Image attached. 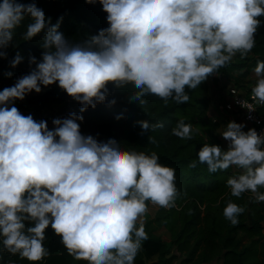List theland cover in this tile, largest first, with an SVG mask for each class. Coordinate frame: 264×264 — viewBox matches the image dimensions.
<instances>
[{
    "label": "clouds",
    "instance_id": "obj_1",
    "mask_svg": "<svg viewBox=\"0 0 264 264\" xmlns=\"http://www.w3.org/2000/svg\"><path fill=\"white\" fill-rule=\"evenodd\" d=\"M85 2L99 3L109 26L72 43L36 0H0V59H7L15 31L26 19L31 22L24 41L43 33L41 59L29 54L28 64L35 67L0 91V237L8 253L38 262L49 255L43 242L50 225L76 260L134 264L148 239L144 224L136 227L148 211L146 202L164 209L176 206L180 192L175 169L161 165L155 152H129L115 139L98 142L82 135V115L53 119L50 130L47 121L21 114L15 101L58 83L81 104V113L106 100L109 84L116 89L131 84L137 90L132 100L141 104L147 95L165 104L169 98L188 103L186 86L196 89L237 53L243 59L254 48L264 0ZM23 61L18 52L10 66ZM254 73L253 99L264 104V61L257 62ZM139 123L144 130L163 126ZM244 127L228 122L221 133L227 150L205 143L198 160L213 173L239 169L240 174L226 181L231 196L250 191L255 202H264L258 191L264 187V134L254 128L245 132ZM171 134L191 140L194 129L181 119ZM149 143L157 141L149 136ZM189 167H196V161ZM244 211L229 200L223 216L235 226Z\"/></svg>",
    "mask_w": 264,
    "mask_h": 264
},
{
    "label": "trees",
    "instance_id": "obj_2",
    "mask_svg": "<svg viewBox=\"0 0 264 264\" xmlns=\"http://www.w3.org/2000/svg\"><path fill=\"white\" fill-rule=\"evenodd\" d=\"M36 3L46 17H51L53 25L60 22L58 31L72 43L82 42L109 26L107 13L99 3L91 5L85 0H36ZM258 19L261 24L255 33V46L251 52L243 59L237 53L229 65L220 68L196 89L186 86L185 92L190 97L188 103L176 104L169 98L165 104L160 98L147 95L141 98L144 100L141 104L139 100H132L137 90L131 84L122 89L109 84L106 100L83 113L80 112L81 104L59 88L58 83L41 86L43 93L24 99L34 107L35 112L31 115L36 121H48L53 117L38 111L47 105L66 101L59 115L64 118L70 113L82 115L83 121H78L82 135H91L98 142L115 139L122 150L129 152L148 155L155 152L161 165L175 169V183L180 192L176 206L164 209L146 202L147 212L151 215L146 213V220H138L136 227L139 228L142 222L148 239L142 242L134 264H264V202H255L250 192L243 193L240 198L231 196L226 181L230 176L240 174L239 169L232 167L213 173L198 160V152L205 143L227 150L219 136L220 123L209 115L212 88L217 86L221 95L229 84L247 91L256 85L257 80H251V75L257 62L264 61V16ZM30 22L26 19L15 31L14 47L7 49V59H0V82L27 75L35 67L28 64L29 54L38 61L41 59L43 33L29 41L23 39ZM18 52L24 61L12 68L10 61ZM112 99L116 100L114 105L109 104ZM260 114L264 117V106ZM118 116L120 119H117ZM181 119L193 126V139L182 140L171 134L172 128ZM140 121L163 126L144 130ZM149 136L154 137L157 143H149ZM193 161H196V167H189ZM259 192L264 193V187ZM229 200L245 208L235 226L223 216V209ZM147 216H152V219H147ZM154 224L171 233V247L154 233ZM27 226L32 225L26 222ZM45 236L43 246L49 255L38 262L8 253L3 247V237H0V264H88V261L76 260L68 254L61 237L54 233L50 225L45 230Z\"/></svg>",
    "mask_w": 264,
    "mask_h": 264
},
{
    "label": "built area",
    "instance_id": "obj_3",
    "mask_svg": "<svg viewBox=\"0 0 264 264\" xmlns=\"http://www.w3.org/2000/svg\"><path fill=\"white\" fill-rule=\"evenodd\" d=\"M263 106L253 99L252 90L247 91L235 84H229L226 93L222 95V111L241 113L248 129L254 128L258 134H264V117L260 114Z\"/></svg>",
    "mask_w": 264,
    "mask_h": 264
},
{
    "label": "rangeland",
    "instance_id": "obj_4",
    "mask_svg": "<svg viewBox=\"0 0 264 264\" xmlns=\"http://www.w3.org/2000/svg\"><path fill=\"white\" fill-rule=\"evenodd\" d=\"M251 77L256 78L254 80V82L257 80V77L255 76L254 71L252 72ZM18 79V78H17ZM17 79H4L2 82H0V91H2L5 87L8 86H13L15 84V82L17 81ZM223 82V81H222ZM217 86H214L211 90V104L215 105L216 102L218 100H221V97L219 96V92L217 90ZM44 90H42L40 93H36L35 91L31 92L30 94H28L25 98L28 97H32V96H36L38 94L43 93ZM226 90H224L223 92H221V95L225 94ZM67 102H61L60 104H51V105H47L45 108H43L42 110L38 111L41 114H51L53 117L47 121L48 124V128L50 129L51 127H54V125L52 124L53 119L56 118H60L63 119L64 116L63 115H59V112L62 110V107L66 104ZM15 107L18 108V110L21 112V114L27 116V115H31L32 112H35L34 107L30 106L27 102H25L24 100H17V104L14 105ZM221 134H219L220 136ZM222 136V135H221ZM225 148L227 149L228 147V141L223 140L222 141ZM263 188V187H262ZM262 188H259L258 191H260ZM147 214L149 215L150 213L147 212ZM151 215V214H150ZM152 216H147V219H152ZM146 218L145 216L140 218V221H145ZM154 233L160 237L167 246H172V235L170 232H168L163 226H160L158 224H154ZM174 264H179L178 262L174 263Z\"/></svg>",
    "mask_w": 264,
    "mask_h": 264
},
{
    "label": "crops",
    "instance_id": "obj_5",
    "mask_svg": "<svg viewBox=\"0 0 264 264\" xmlns=\"http://www.w3.org/2000/svg\"><path fill=\"white\" fill-rule=\"evenodd\" d=\"M256 78L251 77V80H255ZM12 80V79H11ZM221 97V95H219ZM222 98L221 100H218L215 105H212L209 111V115L212 117L213 120L220 123V128L218 130L219 134H221L224 130H226V125L230 121H235L236 123L244 124L245 127L243 131H248V126L246 122L243 119V116L241 113H227L222 111ZM220 139L223 141V137L220 135ZM250 192V191H249ZM251 193V192H250ZM252 194V193H251Z\"/></svg>",
    "mask_w": 264,
    "mask_h": 264
}]
</instances>
